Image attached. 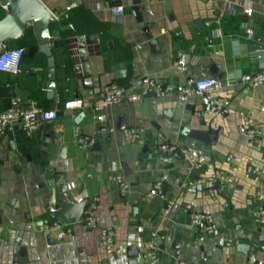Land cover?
Masks as SVG:
<instances>
[{"label": "crops", "instance_id": "crops-1", "mask_svg": "<svg viewBox=\"0 0 264 264\" xmlns=\"http://www.w3.org/2000/svg\"><path fill=\"white\" fill-rule=\"evenodd\" d=\"M38 1L54 18L48 26L54 95L48 96L47 90L48 58L28 27L4 47L24 50L21 68L28 73L0 71V113L16 96L23 104L34 100L43 110H57L58 118L42 122L30 135L15 126L0 143V264H251L249 255L264 262V226L252 219L258 206L254 194L264 185V133L249 137L239 131L247 116L264 130V83L253 88L239 82L228 86L223 96L230 104L216 117L197 114L202 110L197 96L182 102L174 91L189 77L223 80L261 71L253 54L264 48V0H139L142 22L131 11L135 0ZM116 6H123L125 13L117 14ZM7 13L9 8L0 0V21ZM12 29L4 26L0 35ZM247 29L253 31L252 38ZM85 36L96 37L98 52L93 45L86 47V55L80 54L78 41ZM32 39L35 47H26L25 41ZM179 52L187 57L185 73L173 67ZM83 56L94 82L92 95L75 72ZM118 70L124 75L116 77ZM146 78L172 86L173 92L148 95L152 89L143 83ZM106 84L140 95L141 100L125 99L109 107L107 124L115 131L101 134L89 109L65 110L63 104L72 99L95 101ZM120 118L123 130L117 128ZM74 127L94 138L100 134L95 138L99 148L77 150ZM129 127L143 130L132 143L123 138ZM185 129L209 132L208 144L190 138ZM159 143L196 148L213 169L233 174L234 184L224 193L209 182L191 185L212 169L194 171L180 160L165 165L154 153ZM113 163L129 183L125 196L112 179ZM164 174V193L149 195ZM52 179L64 180L76 201L85 196L88 206H95L97 229L84 232L81 221L67 224L61 240L54 232L39 230L53 219L63 221L60 214L48 211L53 207ZM196 212L213 216V235L190 225L189 217ZM103 226L116 232L112 255L100 244L98 229ZM154 229L171 240L161 244L158 260L148 261L142 256L144 243Z\"/></svg>", "mask_w": 264, "mask_h": 264}, {"label": "built area", "instance_id": "built-area-1", "mask_svg": "<svg viewBox=\"0 0 264 264\" xmlns=\"http://www.w3.org/2000/svg\"><path fill=\"white\" fill-rule=\"evenodd\" d=\"M72 7H74V5ZM70 8H68V10ZM115 11L117 14H124L125 8H123V6H116ZM245 14L250 15L251 11L246 9ZM246 34L249 38L253 37V31L250 29L246 30ZM95 51L98 52V46H95ZM23 54L24 50L22 48L4 50L0 54V71L14 76L23 72L28 73V71H23L21 68ZM253 59L261 68V71L256 74H238L237 76H230L223 80L210 77H202L200 79L189 77L185 84L176 87L179 100L186 102L190 96H197L202 104V110L197 114L203 113L212 117L219 116L230 104L229 99L223 96V92L228 86L235 82H239L253 88L261 86L264 83V48L254 52ZM173 67L175 70L182 73L187 72L188 61L185 53L179 52L176 55L173 61ZM75 72L81 76V64L76 66ZM143 83L154 90L155 94L160 97L167 96L173 92L172 86L161 85L152 82L148 78L144 79ZM125 99L127 101H138L141 100V96L137 94H126L124 88L115 84H106L99 92L97 100L85 102L81 99H72L65 102L63 108L65 110L89 109L98 125L99 132L101 134H110L115 131V128L107 124L105 112L109 107ZM57 118L58 112L55 109L48 111L43 110L34 100H30L27 104H23L19 97H12L9 107L4 112L0 113V143L5 135L15 126H18L24 134L30 135L39 128L42 122H53L57 120ZM239 131L249 137L260 136L264 133V130L259 129V126L254 123L251 116L244 118V124L240 126ZM73 133L77 150H86L95 144V138L82 134L78 127H74ZM141 133H143V130L129 127L124 131L123 138L127 143H132L140 137ZM154 153L157 154L159 160L165 165L180 160L188 163L190 169L194 171L201 172L206 168L212 169L208 177L199 176L196 180L191 182V185L203 186L209 182L215 184L216 189L224 193L227 187L235 182V176L233 174L213 169L206 157L196 148L171 143H159L155 146ZM230 159L231 156H228L227 160ZM111 176L121 195L125 196L129 190V183L124 179L122 169L117 163L111 165ZM167 179L168 176L166 174L158 178L152 185L149 195H158L163 190ZM211 195H213L212 191ZM254 198L258 206L252 213V219L257 226L262 227L264 226V185L257 189ZM171 204V202L168 203L164 208V212L169 210ZM94 210L95 206L93 204L87 205L85 209L84 217L81 221L84 232L98 228L99 219ZM189 222L199 233L204 235L211 236L217 229L215 220L210 214L200 212L192 213L189 217ZM39 230L43 232H54L57 238L61 240L66 236L67 223L59 219H53L51 222L41 225ZM98 234L100 244L105 254L112 255L114 253L117 237L114 228L112 226L100 227L98 229ZM170 240L171 238L169 236L162 234L157 229L152 230L144 243L145 251L142 254L143 258L148 261L158 260L161 252V244L163 242H169ZM248 261L251 264H264V262L257 260L254 255H249ZM179 264L183 263L179 262Z\"/></svg>", "mask_w": 264, "mask_h": 264}, {"label": "water", "instance_id": "water-1", "mask_svg": "<svg viewBox=\"0 0 264 264\" xmlns=\"http://www.w3.org/2000/svg\"><path fill=\"white\" fill-rule=\"evenodd\" d=\"M136 1V2H135ZM134 1V6L131 7L136 20L142 22L143 6L139 4V0ZM1 5L9 8V13L0 21V30L4 26H12V31H7L6 34L0 35V54L4 51L7 40L15 36H22L28 27H31L36 41L39 45L40 51L48 58L49 67V83L47 84L48 96L52 97L55 90V68L54 59L52 57V52L50 49V32L49 24L54 20L51 13L38 1V0H17L11 2V0H1ZM14 25V26H13ZM145 31V30H144ZM146 32V31H145ZM78 47L80 49L81 55L87 54V48L93 45H98L95 36H85L80 38L78 41ZM155 40L149 42V45L153 48L156 46ZM82 73H81V84L83 89L90 91L88 95H92V90L94 87V82L91 78V73L87 64V56L80 58ZM118 68V67H117ZM124 72L116 73V77H121ZM176 87L174 88V91ZM148 95L155 96L154 90H151ZM118 129L123 130L125 125L120 118L117 126ZM184 134L192 139L198 140L205 144L209 142V132L206 131H190L183 130ZM100 137V134L95 138ZM94 149L99 148V144L95 143L93 145ZM51 189V200L50 205L53 207L49 208L48 211L56 216L61 215L62 220L67 224H72L80 222L83 220L85 209L87 208V200L85 196H82L79 201H76L73 196L68 192V188L64 184L62 179H52L50 181ZM167 186L163 187L162 194L166 190ZM134 253V249H132ZM23 249L21 250V256H23Z\"/></svg>", "mask_w": 264, "mask_h": 264}, {"label": "trees", "instance_id": "trees-1", "mask_svg": "<svg viewBox=\"0 0 264 264\" xmlns=\"http://www.w3.org/2000/svg\"><path fill=\"white\" fill-rule=\"evenodd\" d=\"M25 46L26 47H35V41L32 39L31 41H25Z\"/></svg>", "mask_w": 264, "mask_h": 264}]
</instances>
